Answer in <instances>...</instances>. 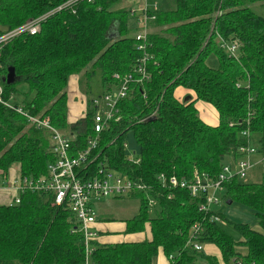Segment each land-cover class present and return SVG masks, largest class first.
I'll list each match as a JSON object with an SVG mask.
<instances>
[{"label":"trees","instance_id":"obj_1","mask_svg":"<svg viewBox=\"0 0 264 264\" xmlns=\"http://www.w3.org/2000/svg\"><path fill=\"white\" fill-rule=\"evenodd\" d=\"M69 1L0 0V37ZM140 2L79 0L50 15L39 34L23 33L2 43L3 100L49 119L70 138L71 157L98 137L95 161L77 168L81 181H91L106 167L145 187L127 195L138 201L139 210L124 221L123 235L147 238L104 242L99 240L104 233L97 232L89 242L90 264H155L161 253L169 264H264V182L235 177L217 194L246 206L258 220L260 231L232 224L240 236L235 241L220 228L218 221L226 220L221 213L201 209V196L164 188L158 180L161 174L192 180L196 171L217 179L229 160L242 158L240 148L254 141L264 156V17L253 8L264 7V0H173L169 10L156 13L150 23L155 31L147 35L143 50L131 17ZM221 39L239 44L237 57L222 49ZM211 55L218 59L216 68L207 64ZM144 58L147 78L138 83ZM11 69L15 82L8 84ZM116 75H132L134 82L118 103L121 119L97 134L93 100L120 85ZM97 77L101 93L92 85ZM73 78L87 101V113L76 123L69 122ZM179 89L190 93L188 101L177 98ZM204 105L216 112V126L201 119ZM14 108L0 103V180L14 167L23 178L48 179L50 165L58 160L51 133ZM129 134L140 148L138 155L125 147ZM19 198V204L0 205V264L85 262L83 227L67 202L57 205L54 192L34 189L20 192ZM196 225L203 228L201 252L187 246ZM206 246L216 247L219 257L207 254Z\"/></svg>","mask_w":264,"mask_h":264},{"label":"built area","instance_id":"obj_2","mask_svg":"<svg viewBox=\"0 0 264 264\" xmlns=\"http://www.w3.org/2000/svg\"><path fill=\"white\" fill-rule=\"evenodd\" d=\"M79 0H71L68 3L60 6L55 11H62L63 9L71 6ZM92 2L93 0H88ZM136 2L137 0H130ZM139 8L131 9V17L134 23L139 29L136 39L139 42H145L147 35L150 33V23L156 20V13L160 10V5L157 1L151 2L150 0H141ZM54 11V12H55ZM54 12L47 13L37 19L31 20L23 26L10 31L0 37V45L16 36L27 33L31 36L39 34L42 30V24L48 19ZM221 47L231 57H237L239 51V44L236 42H226L221 39ZM144 43L139 46V50H143ZM146 59L140 61L139 73L143 74V78H140L137 82L142 83L147 78L145 71ZM115 79L120 85L111 93L103 95L102 97L93 100L94 106V130L97 134L102 133L108 128L111 122H117L121 119L120 112L117 108L120 100L127 97L129 87L134 82L132 75H125L120 77L115 76ZM0 103L14 108L9 103L3 100V88L0 86ZM17 113L24 116L32 125H35L39 129L47 130L51 133V139L53 141V153L58 157V160L50 165V176L48 179H42L38 181H32L27 178L19 177L15 180L13 186H15L17 195L9 201L8 205L19 204V193L25 190H44L48 192H54L56 194V204L62 205L67 202L72 211L77 215L79 222L83 227V232L86 239V259L82 264H90V256L92 249H90L89 242L98 237V233L95 230L97 223V213L92 207V201H99L101 198L109 197H123L127 196L134 191H142L144 186L139 185L137 182L128 179L114 171L109 170L106 167H102L97 175L89 182H83L77 174V168L88 166L95 160L92 159V152L98 145V137L89 141L88 149L84 152H80L76 157L70 156L71 142L70 138L65 136L56 130L51 124L49 119H41L39 117L31 116L25 112L22 108H14ZM248 136L249 134H246ZM127 147V144H125ZM242 158L237 162L236 166L232 164H225L221 173L217 179L210 178L205 173H199L196 171L192 180L186 178H179L177 176H167L161 174L158 177L159 182L164 188L172 190H187L193 197L201 196L203 203L201 209L208 210L213 204H217L218 192H223L224 185L235 177L240 180L245 179L248 176L252 166L250 157L257 153V149L252 145L249 147H242L239 150ZM134 161V157H131ZM139 162V161H138ZM156 205L153 199H149V206L154 207ZM203 228L196 225L190 231L189 241L187 246L192 247L195 251H203L202 234Z\"/></svg>","mask_w":264,"mask_h":264},{"label":"rangeland","instance_id":"obj_3","mask_svg":"<svg viewBox=\"0 0 264 264\" xmlns=\"http://www.w3.org/2000/svg\"><path fill=\"white\" fill-rule=\"evenodd\" d=\"M150 1L151 2L157 1L160 5L161 9L169 10L171 7L170 5H171L173 0H150ZM253 8H254V11L256 12V14L264 17V7L256 5ZM151 31L153 32V31H155V29L151 28L150 32ZM207 64L211 68H216L218 66L217 57L215 55H211L207 61ZM92 85L94 86V89L97 92L101 93L102 88H101L100 79L98 77L93 80ZM70 90L74 93H77L76 90H78L80 92V90L76 88V85L74 86V88L72 87ZM71 91H70V97H72ZM99 93H95L94 96L99 95ZM77 95H78V93H77ZM80 95H82L81 92H80ZM82 96H83V100L85 102L84 106H85V104L87 106L86 98L84 95H82ZM189 96H187V97H189ZM187 97L184 98V100L187 99ZM202 108L203 109L200 110L202 114L207 113L210 116L211 115L214 116L215 111L211 107L204 105ZM84 110L81 111V115L79 116V118L84 117L86 115L87 109H84ZM79 113H80V110H77V114H79ZM201 113H200V115H201ZM80 119H78V120H80ZM215 120H216V116H215ZM126 142H127L128 152L131 155L133 153H135L136 155H138L140 153V148H139V146H138V144H137V142H136V140L132 134L128 135ZM252 146L257 149L256 154H261L259 152V146L260 145L257 142L254 141L252 143ZM227 164H229V163H227ZM262 168H263V166H260V169H262ZM249 180L250 179L247 176L245 179H243L241 181L243 183L244 182L248 183ZM0 182H1V180H0ZM254 182L257 183V180H255ZM218 200H219V202L217 204H213L211 206L212 207L211 209L216 211V212L221 213L226 218L225 221L224 220L218 221V219H217V221L219 222L220 228L225 233H227L230 237H232L235 241H239L240 236L235 232L232 224L248 225L251 229H253L255 231L261 230L260 226L258 224V220L255 218L254 213L249 208H247L246 206H244L238 202L233 203L230 200L227 201L223 197V193H219ZM92 207L98 215L99 223H104L103 225H105L107 228H109V230H114V229L122 230L124 228L123 227V223H125L124 221L132 218L133 216H135L138 213L139 203L135 198H132L129 196H123V197H120L117 199L109 198V199H105V200L93 203ZM146 233H148V232H146ZM118 235H119V238L117 240H121V241L127 240V241L133 242V241H143L144 238L147 237L146 235H149V234H141L139 236H134V237H130V238L125 237V235H122V234H118ZM118 235H115V236H118ZM120 235H122V236H120ZM204 250L209 255L211 254V255H215V256L219 257L218 249L216 247H212V246L207 247L206 246L204 248ZM160 255H162V254H160ZM159 259H160V256L157 258L155 264L157 263V261ZM197 264H202L201 260Z\"/></svg>","mask_w":264,"mask_h":264},{"label":"crops","instance_id":"obj_4","mask_svg":"<svg viewBox=\"0 0 264 264\" xmlns=\"http://www.w3.org/2000/svg\"><path fill=\"white\" fill-rule=\"evenodd\" d=\"M75 85H76V88L79 89L78 88V78H73L71 80L70 89L72 87L74 88ZM76 91H77L78 95H77V93H74L71 91L72 97L69 96L70 97V102H69V104H70L69 105V122L70 123H76L78 121V119L82 118V117L79 118V116L81 115V111H83L84 109H87L86 104L84 106L85 102L83 100V96L80 95V92L78 90H76ZM189 94L190 93L184 89H179L176 92L177 98H179V99H182V98L184 99ZM69 95H70V93H69ZM202 107L203 106H201L199 110H202L203 109ZM77 110H80L79 114H77ZM200 113H201V111H200ZM200 116H201V119L206 124H208L210 126H216L218 124V118H217L216 112L214 113V116L211 115L212 117L207 113L206 114L201 113ZM215 116H216V120H215ZM250 162H251L252 168H251L250 172L248 173V177L250 179L248 181V183H255L254 182L255 180H257V183L264 182V156L262 154H254L253 156L250 157ZM228 163L232 164V166H234V167L237 164V162H232V160H229ZM260 166H263V168L260 169ZM19 177H20L19 167H14V168H11L9 170L8 174L4 177V179L1 180V182H0V205H8L9 201L17 195L15 186H13V184H14L15 180L18 179ZM103 224L104 223H99V221H97L96 226H95V229L99 234L104 233V237L101 238V236H100L99 240H102L104 242L120 241V240H117L119 238L118 234L123 235V231L126 228L125 223H123L124 228L122 230H116V229L109 230V228H107ZM115 235H118V236H115ZM122 235H120V236H122ZM136 236H139V235H136ZM130 237H134V236H129V238ZM146 238H144V239H146ZM124 241H127V240H124ZM159 256H160V259L157 261L156 264H169L168 259L163 254L159 255Z\"/></svg>","mask_w":264,"mask_h":264},{"label":"water","instance_id":"obj_5","mask_svg":"<svg viewBox=\"0 0 264 264\" xmlns=\"http://www.w3.org/2000/svg\"><path fill=\"white\" fill-rule=\"evenodd\" d=\"M6 82L8 84H13L15 82V70L11 69L9 70V74L7 76ZM190 99V96L187 97V99H185L186 101H188Z\"/></svg>","mask_w":264,"mask_h":264}]
</instances>
